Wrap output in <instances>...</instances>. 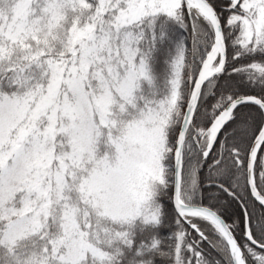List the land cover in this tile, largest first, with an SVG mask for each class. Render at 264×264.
Listing matches in <instances>:
<instances>
[{
    "label": "snow or ice",
    "instance_id": "6c2138e0",
    "mask_svg": "<svg viewBox=\"0 0 264 264\" xmlns=\"http://www.w3.org/2000/svg\"><path fill=\"white\" fill-rule=\"evenodd\" d=\"M0 264H264V0H0Z\"/></svg>",
    "mask_w": 264,
    "mask_h": 264
}]
</instances>
